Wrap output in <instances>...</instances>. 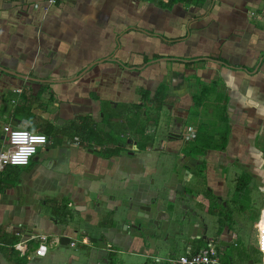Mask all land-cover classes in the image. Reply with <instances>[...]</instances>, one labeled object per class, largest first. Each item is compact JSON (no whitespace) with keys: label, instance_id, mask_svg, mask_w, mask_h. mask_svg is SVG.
Wrapping results in <instances>:
<instances>
[{"label":"crops","instance_id":"obj_1","mask_svg":"<svg viewBox=\"0 0 264 264\" xmlns=\"http://www.w3.org/2000/svg\"><path fill=\"white\" fill-rule=\"evenodd\" d=\"M204 89L197 109L193 97ZM166 109L175 122H163L160 139ZM5 125L43 135L52 126L57 134L28 165L0 172V264H67L59 247L78 241L101 248L91 246L81 222L98 226L105 243L113 234L118 254L138 207L174 214L164 199L168 191L174 196V172L183 169L182 187L194 179L198 187L188 192L192 207L201 189L230 202V176L234 189L237 177H250V192L261 196L259 208L251 200L262 256L256 264H264V0H0V149ZM194 135L209 143L196 156L187 153ZM161 159L171 161L162 173ZM166 172L173 176L162 193L152 178ZM61 204L65 217L52 210ZM205 232L197 225L181 238L184 253L210 245L222 256L240 238L225 229L212 240ZM39 236L48 238L44 256L34 253ZM11 243L25 253L13 254ZM147 245L141 256L161 262L158 246ZM165 245L174 248V240Z\"/></svg>","mask_w":264,"mask_h":264},{"label":"rangeland","instance_id":"obj_2","mask_svg":"<svg viewBox=\"0 0 264 264\" xmlns=\"http://www.w3.org/2000/svg\"><path fill=\"white\" fill-rule=\"evenodd\" d=\"M167 105H169V107H167V109H170L171 103L167 104ZM202 106L203 105L198 106V107H202ZM195 107L198 109L197 106H195ZM167 109L164 110V112L162 113V118L160 119V122H159V125H158V129H157V135L160 136V139L164 138V135H163L164 131H163L162 126L164 124L168 125V124H172L173 122H175V119L172 120V118H171L173 116V113L169 114V111ZM198 112H199L200 116H203V119L207 117L206 114L203 113V111L201 112V110H200ZM131 121H133L134 124H135L136 122H139L140 119H139V117H137L135 115V117H133ZM163 122H164V124H163ZM193 122H195V121H192V123ZM201 125H202V127H200V130H203V124H201ZM217 131H218V129H215V128L211 129V132H217ZM158 144H159V142L155 146H157ZM190 146H191V144L189 143L188 146H185L183 148L187 149V147H190ZM193 155L196 156V154H193ZM141 157L142 158L146 157V152L145 153L142 152ZM163 162H166L165 166L162 165ZM170 164H171V161H165V160L161 159V160H159L157 169L160 170V173H162V171L164 172V171L168 170V168L170 167ZM201 169H202L201 166H199V167L197 166L195 168L194 172H197V171H199ZM152 179L155 182L154 186L156 187V189L159 187V191H161L163 193V186H162V182L163 181H162L161 174L155 175ZM230 179H231V176H230ZM230 179H229V182H228V187L230 189V194H234V185H233L232 182H230ZM195 181L196 180L194 179V181H192V184H189V185L186 186V191H187L186 193H188L189 191L192 192L193 191L192 188H194V189L197 188L198 189L197 185L195 184ZM112 182H115V180H113ZM201 192L202 193H200L199 196H200V198L201 197H205V200L202 201V204H197L196 208L201 210L202 216H203V218L205 220L206 232H205L204 236L207 239H212L213 240L216 237V235H218L217 234L218 233V227H217L216 216L208 215V213H206L205 210H203V209L214 210V211H216L217 214H220V215H224L225 214V210H222V207H217V206L213 207L212 204H214V203H213L212 199H213V196H215V195L211 196L212 193H208V191H206L205 189H201ZM249 197H250V203H252V201H253L255 203V205H256L255 208H259L260 207L259 204H260V201H261V198H260L261 196L256 191L255 187L250 192ZM230 205H232V204H230ZM257 205H259V206H257ZM185 206H187V205L184 204L183 207L185 208ZM193 206H195V205H193ZM181 207L182 206L179 203L174 205V208L176 210L175 212H176V215H177L178 219H179V217L181 215V210H183L182 209L183 207L182 208ZM230 210L234 211L233 208H230ZM234 217H235V219H237V221L240 220V222L238 221L239 223L236 220L234 221V223H235L233 225L234 234H236L238 237H240L241 241H243L245 243V245H246V243H250V246L255 247L254 246V244H255V235H256V231H257L256 228L258 227V225L254 224L255 228H253V230H252V228H251L252 224L248 223V219H244V218H242V216H238L236 213L234 214ZM80 227H81L82 230H87L88 234L91 235L92 238L95 239L94 240L95 241L94 243H96L95 245H99L100 244L102 247L101 248L97 247L98 249H96V248L95 249L94 248L86 249V248H84L81 245V242L78 241L75 247H68V246L61 247L60 246L59 249L63 252L65 257L68 258V260L66 261L67 264H97L101 260H103L105 258L104 256L108 253V251H107L108 248H106V245L103 244V242L97 241V240L100 238V239H102V241H104V240L107 239V236L104 234L105 238H103V234L101 233V231L98 228V226L97 227L96 226H86V222H81L80 223ZM158 233L159 232L157 231V234ZM140 235L143 237V236L148 235V234H147V231L144 230ZM261 235H262L261 236V244L264 245V234H261ZM232 236H233V238H235L234 235H232ZM87 243H89L88 245L90 246V242L88 241ZM148 243H149V241H148ZM162 245L163 244L161 242L158 245L159 248H160V249H158L157 254H156L157 255L156 258H157L158 261H165V260H162V259L168 258L169 254L175 255V256H177L179 254H184L185 245L182 244V243L179 244L178 246L172 248V249H167V250ZM91 246L94 247L92 242H91ZM208 246H210V245H208ZM215 247L220 251L219 247H217V246H215ZM118 250H121V251H118ZM225 250H226L225 251L226 253H229L231 250H233V248L232 247H228ZM125 251H126V249L117 248V252H119V253L118 254L116 253V254H117V258H118L119 263H121V264H144L145 263L146 258L141 256V254L140 255H136V254L135 255H129ZM220 254H219V256H220ZM258 257L260 259L262 258L261 255H259Z\"/></svg>","mask_w":264,"mask_h":264},{"label":"flooded vegetation","instance_id":"obj_3","mask_svg":"<svg viewBox=\"0 0 264 264\" xmlns=\"http://www.w3.org/2000/svg\"><path fill=\"white\" fill-rule=\"evenodd\" d=\"M191 128L187 129V132H190ZM187 134L183 137V141L187 142L190 138H186ZM193 138V137H192ZM127 142H130V138L127 139ZM131 146V145H130ZM174 179L177 181L176 177ZM189 185V184H187ZM181 188L180 190L177 189L176 185V191L174 189V196H172L169 191L165 194V200L166 205L173 207V205L179 203L182 207L184 204L187 203L186 209L181 207L183 210H181V215L178 219L176 215V210L174 208V214L171 210H166L165 213H161V215L158 214V209L154 208L151 211L148 212L144 211L140 207H138L137 211L134 213V218L136 222L128 227L129 232L128 235H125L126 238H123L122 240V246L124 249L127 250V254L129 255H139L140 252L142 253L144 251V248L147 247V243L149 241V244H156L154 246H158L161 242L163 246L165 247L170 240H174V247L178 246L179 244H176V242L180 241L178 240V236L182 233V237L185 239V236H189L188 233H192L194 229H196L197 225L201 228V230L206 229V224L204 221V218L202 216V213L199 211L197 206H190V197L193 198L194 196L189 195L186 193V186ZM166 191V190H165ZM179 191V192H178ZM200 197V196H199ZM207 197V196H206ZM194 199V198H193ZM205 200V197L199 198V201L197 204H202V201ZM213 207H222V210H226V202L223 200L222 195H216L213 196ZM133 199L131 198L129 202V205L132 203ZM168 201V202H167ZM230 205V204H228ZM148 209V207H145ZM218 209V208H217ZM206 213L209 214L210 209H203ZM152 213L155 214V217H151ZM217 214V213H216ZM218 214L216 216L217 220V227H218ZM224 215H222L223 217ZM226 228H224L225 230ZM147 231L148 235L141 236L140 234L143 231ZM191 230V232L189 231ZM224 230L221 233H224ZM157 231L159 232L157 234ZM233 230L230 231L232 233ZM227 232V231H226ZM232 235H235L232 233ZM218 236V235H216ZM236 236V235H235ZM190 237V236H189ZM203 238V237H202ZM108 239V238H107ZM111 242L110 240H107L106 245L107 251L114 252L115 251V240L116 238L112 234L111 236ZM153 239V240H152ZM183 239V240H184ZM146 240V241H145ZM100 241V240H99ZM236 245V244H235ZM234 245V246H235ZM149 247V246H148ZM159 249V246L157 247V250ZM133 250V251H132ZM155 250V251H157ZM135 251V252H134Z\"/></svg>","mask_w":264,"mask_h":264},{"label":"trees","instance_id":"obj_4","mask_svg":"<svg viewBox=\"0 0 264 264\" xmlns=\"http://www.w3.org/2000/svg\"><path fill=\"white\" fill-rule=\"evenodd\" d=\"M180 2H182L183 4H193L196 2H202L203 0H179ZM209 94V90L204 89L201 91V93L197 96H194V105L195 106H201L203 105L207 95ZM72 126V125H71ZM87 129V127H85ZM67 130H69V134H73V128L69 127ZM44 135L46 137H54L57 134V130L55 127L52 126H48L45 128V130H43ZM203 136L199 135V137H195V135L193 136L194 139V143L193 146L195 147L194 150L193 147L189 150H187V153H192V154H201L202 152V148H204L206 145H208L209 143H206L207 138H202ZM209 142V141H208ZM199 173V172H198ZM198 173L196 174V176H199ZM250 186H251V179L248 175L246 174H241L239 177L236 178L235 181V189H234V194L231 197V201L230 202H226V210H225V214L222 217V215L218 216V235L224 230V228H226L227 230L231 231L233 230V225L234 220H233V213L234 211H236L238 214L243 215L244 213L250 215L249 220H251V224H252V230L254 227V224L257 221L256 217H251L252 216V212H251V203H250ZM190 192V191H189ZM228 204H232V205H228ZM230 208H233V210H230ZM52 210L56 211V216L57 217H65V215L68 213L66 205L65 204H61V205H54L52 207ZM209 214L212 216H217L218 214H216V211L214 210H209ZM245 216V215H244ZM95 239H93L92 244L95 242ZM98 241V240H97ZM96 241V242H97ZM101 242L105 243V241ZM12 244V248L9 249L13 254H15L16 252L13 249V243ZM9 244V245H11ZM96 243H94V246ZM81 245L86 248L85 244ZM255 246V245H254ZM233 248V250H231L229 253H224L222 256H220V262L219 264H256L258 262H260V258L258 257L260 255V249L258 247H252L250 246V243H245L243 241H241L240 238L237 239L236 245L231 246ZM250 247V248H249ZM206 248V247H205ZM258 255V256H257ZM105 260H101L99 263L97 264H121L118 261L117 258V254L116 251L114 252H108L105 256H104ZM171 258V257H170ZM175 262L176 258H171L169 260H165V261H161V262H156L155 260H153L152 258H147L144 264H173V261ZM250 261L252 263H250ZM175 264V263H174Z\"/></svg>","mask_w":264,"mask_h":264},{"label":"built area","instance_id":"obj_5","mask_svg":"<svg viewBox=\"0 0 264 264\" xmlns=\"http://www.w3.org/2000/svg\"><path fill=\"white\" fill-rule=\"evenodd\" d=\"M55 0H49V3H54ZM2 132L7 137L6 146L0 149V172L6 166H26L30 159L36 154L37 150L44 147L47 143V137L41 133L30 132L24 128H11L7 125L3 126ZM190 133V132H188ZM186 138H189L188 135ZM260 235V242H261ZM40 244L35 250L36 256H44L47 250L46 236L37 237ZM74 246V242H70ZM264 248V245L261 244ZM14 249L20 254H24L26 250L22 247V243L14 245ZM219 255L213 247L202 248L196 252L184 253L178 256L175 264H219Z\"/></svg>","mask_w":264,"mask_h":264},{"label":"water","instance_id":"obj_6","mask_svg":"<svg viewBox=\"0 0 264 264\" xmlns=\"http://www.w3.org/2000/svg\"><path fill=\"white\" fill-rule=\"evenodd\" d=\"M184 172H185V169H183V171H179V173L178 174H176L175 175V172H174V177H176V179H177V189H179L180 190V187H182V186H184V180H183V176H184ZM173 176V174L172 173H169V172H166L165 174H163V175H161V177H162V181H164V182H168L169 181V179H170V177H172ZM111 186H113V188H115V189H117L118 190V186H119V183H118V181H116L115 180V182H112V184H111ZM132 186H133V184H131V187H130V189L128 190H126V192L128 191L129 193V196H131V188H132ZM164 189H166L165 187H164ZM122 190L123 191H125V187H122ZM95 198L98 200L99 198L97 197V195L95 196ZM131 200V197H128V201H130ZM130 210V212H131V206H129V208H128V211ZM182 233L177 237L178 238V240H180V241H178V242H176V244H178V243H180V242H182L181 241V237H182ZM67 241V243L69 242V238H67V237H60V241H61V244H62V242L63 241Z\"/></svg>","mask_w":264,"mask_h":264}]
</instances>
